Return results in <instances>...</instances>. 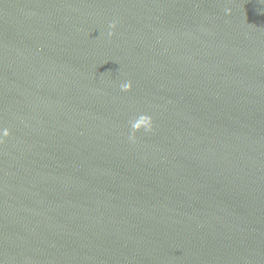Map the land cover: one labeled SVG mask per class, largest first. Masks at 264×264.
Here are the masks:
<instances>
[{
  "label": "water",
  "instance_id": "1",
  "mask_svg": "<svg viewBox=\"0 0 264 264\" xmlns=\"http://www.w3.org/2000/svg\"><path fill=\"white\" fill-rule=\"evenodd\" d=\"M0 264H264V0H0Z\"/></svg>",
  "mask_w": 264,
  "mask_h": 264
},
{
  "label": "clouds",
  "instance_id": "2",
  "mask_svg": "<svg viewBox=\"0 0 264 264\" xmlns=\"http://www.w3.org/2000/svg\"><path fill=\"white\" fill-rule=\"evenodd\" d=\"M116 26V21H112L109 25V28H115ZM113 33L109 31L108 35L111 36ZM132 82L131 81H126L120 84V89L124 92H127L131 89ZM129 134H128V139L132 142H136L137 137L136 133L140 130H143L145 133H151L154 128V121L151 115L146 114V113H138L133 115L129 119ZM9 135V131L7 129H4L2 132V136H7Z\"/></svg>",
  "mask_w": 264,
  "mask_h": 264
}]
</instances>
